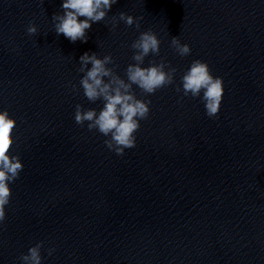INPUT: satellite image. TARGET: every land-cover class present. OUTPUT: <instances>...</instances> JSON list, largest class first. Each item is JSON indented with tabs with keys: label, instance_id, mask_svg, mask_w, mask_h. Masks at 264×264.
Returning a JSON list of instances; mask_svg holds the SVG:
<instances>
[{
	"label": "water",
	"instance_id": "1",
	"mask_svg": "<svg viewBox=\"0 0 264 264\" xmlns=\"http://www.w3.org/2000/svg\"><path fill=\"white\" fill-rule=\"evenodd\" d=\"M62 3L0 0V111L16 120L11 154L23 164L0 264H22L41 241L42 264H264V0H117L86 43L55 33ZM120 12L143 17L140 28H114ZM149 29L160 53L142 66L163 58L175 83L151 95L133 86L150 114L118 156L74 120L77 104L103 107L84 96L79 58L110 54L126 80L130 45ZM172 37L191 53L178 55ZM197 59L223 80L216 117L176 91Z\"/></svg>",
	"mask_w": 264,
	"mask_h": 264
},
{
	"label": "clouds",
	"instance_id": "2",
	"mask_svg": "<svg viewBox=\"0 0 264 264\" xmlns=\"http://www.w3.org/2000/svg\"><path fill=\"white\" fill-rule=\"evenodd\" d=\"M115 3L117 0H63L62 14L52 16L55 33L63 34L73 43L78 40L86 43L87 31L92 24L103 21ZM142 19L120 12L118 17L112 18L113 27L123 21L126 26L135 25L139 29ZM26 31L31 36L38 29L30 22ZM160 44V39L151 29L140 32L130 45L134 50L132 60L135 63L127 66L126 80L115 72L114 67L108 66L115 63L110 54L100 58L95 52H85L79 58V72L84 73L80 80L84 96L92 103L102 101L103 107L97 112L94 108L84 109L77 104L74 120L80 126L87 122L89 131L96 130L107 137L104 141L106 147L118 156H123L125 149L136 146L135 133L140 128V121L146 120L150 114L151 101L137 98L133 86L138 87L144 95H151L175 83L177 69L163 58L159 63L152 61L149 66H142L150 54L159 55ZM171 47L181 57L191 53L190 46L181 43L178 37H172ZM181 85L176 87L177 93H183L180 101L187 96L199 97L204 103L206 115L210 118L217 116L223 98V80L211 74L207 63L193 60L181 77ZM15 127L16 120L10 117L9 112L0 111V223L6 219L5 207L12 195L9 184L18 179L23 170L19 155L11 154ZM42 248L43 241L30 247L26 254H21L19 259L22 264H42ZM53 251L48 249V255H52Z\"/></svg>",
	"mask_w": 264,
	"mask_h": 264
}]
</instances>
